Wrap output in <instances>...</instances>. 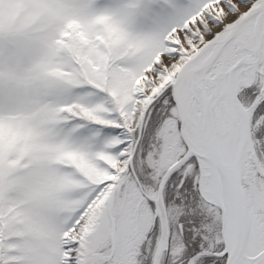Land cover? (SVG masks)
Masks as SVG:
<instances>
[{
    "label": "snow or ice",
    "instance_id": "6c2138e0",
    "mask_svg": "<svg viewBox=\"0 0 264 264\" xmlns=\"http://www.w3.org/2000/svg\"><path fill=\"white\" fill-rule=\"evenodd\" d=\"M0 264H264V0H0Z\"/></svg>",
    "mask_w": 264,
    "mask_h": 264
}]
</instances>
